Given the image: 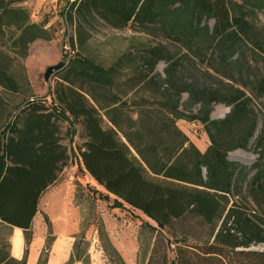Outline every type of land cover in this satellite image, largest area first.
<instances>
[{
  "label": "trees",
  "instance_id": "16d2710c",
  "mask_svg": "<svg viewBox=\"0 0 264 264\" xmlns=\"http://www.w3.org/2000/svg\"><path fill=\"white\" fill-rule=\"evenodd\" d=\"M14 1L0 0V37L8 35L11 48L26 57L32 42L50 40L53 32ZM263 7L264 0L69 2L60 14L73 26L75 57L54 74L48 102L26 99L0 131V223L25 230L28 245L41 194L78 155V168L105 190L104 199L111 195L113 207L137 210L155 224L148 225L156 236L146 264H264V252L249 250L264 246V226L247 201L259 206L264 198V118L255 163L227 159L230 151L249 149L257 124L252 98L264 99V76L256 72L264 62V25L253 21ZM94 21L130 27L153 41L104 67L85 55V25ZM159 62L164 77L154 72ZM121 70L139 76L119 95L116 89L128 84L118 83ZM194 73L215 82L198 85L188 76ZM140 83L148 98H136ZM0 87L17 89L1 67ZM182 93L188 106L199 105L195 115L178 109ZM213 104L230 110L211 119ZM184 118L203 125L204 152L177 127ZM76 134L78 154H68L64 139L71 145ZM49 246L50 240L37 264L47 263ZM26 254L27 248L22 260L11 259L25 263ZM115 254L116 264H125Z\"/></svg>",
  "mask_w": 264,
  "mask_h": 264
},
{
  "label": "rangeland",
  "instance_id": "374dc122",
  "mask_svg": "<svg viewBox=\"0 0 264 264\" xmlns=\"http://www.w3.org/2000/svg\"><path fill=\"white\" fill-rule=\"evenodd\" d=\"M71 1L15 0L13 2V6H20L28 11L32 22L39 23L46 19L47 27L52 28L53 36L50 40L39 39L32 42L26 57H21L19 50L11 48V39L8 35L0 37V67L13 78L17 85L16 90L0 87V131L11 120L18 106L26 99L32 96L45 97L48 102L50 100L47 94L48 88L54 85L55 78L52 75L48 80L45 79L46 68L60 61H63L64 66H67L75 57V51H72L69 45V38L74 37L73 26L65 22L60 14ZM253 18L254 22L264 25V7L256 11V16ZM83 37L86 39L85 55L104 67H109L121 54L136 53L142 43L153 41L151 37L130 27L114 29L102 21H94L85 25ZM164 67L165 64L159 62L155 66L154 72L164 77ZM256 72L258 76H264V62L258 64ZM117 76L119 84L128 83L127 86H120L116 89V92L121 95L130 87L129 80L136 81L139 75L128 70H121ZM188 76L201 86L215 82L207 74L194 73L188 74ZM136 88V98H148L149 93L143 90L142 83ZM252 106L257 115V124L254 136L250 140L249 149H235L227 154L229 161L237 162L245 167H250L257 160L255 149L264 118V99L252 98ZM178 109L186 116H193L197 113L199 105L188 106L187 94L182 93ZM229 110L230 108L223 104H213L210 118L221 119ZM66 125L65 122L63 132ZM176 125L201 152L205 151L209 145V139L199 121L186 118L178 119ZM64 141L70 147L71 153L73 142L77 145L80 143V138L76 134L71 145L68 138H65ZM71 164H74V156H71ZM77 173H80V170ZM253 173L254 171L250 173V176ZM81 180V182L73 181V193L68 204L73 218L70 226L71 233L65 239L67 250L70 255L73 254V257L70 261L69 258L65 260L64 264L68 261L69 264H116L115 252L125 264H146L156 236V232L151 231L148 225L154 226L155 224L137 210L127 206L113 207V196L108 195V198L104 199L106 192L102 187L97 183H86L83 178ZM247 201L248 209L256 215H254L255 220L264 226V198L258 199L259 206L249 197ZM37 208L35 220L38 221L40 230L44 232L45 243L50 240L51 245L49 246L50 251L46 255V264H52L53 252L51 249L55 239H58L55 234L56 226L54 228L53 219L42 208V205ZM45 215L48 216L49 228L45 221ZM54 221H57L56 218ZM11 233L12 228L0 223V262H2L0 264H25L24 262L15 263L11 259ZM163 234L166 237V234ZM249 250L264 252V246L261 244L252 245ZM160 254L161 252L157 255ZM173 258L172 246H169L168 262Z\"/></svg>",
  "mask_w": 264,
  "mask_h": 264
},
{
  "label": "crops",
  "instance_id": "0c3cea01",
  "mask_svg": "<svg viewBox=\"0 0 264 264\" xmlns=\"http://www.w3.org/2000/svg\"><path fill=\"white\" fill-rule=\"evenodd\" d=\"M47 26L46 23V27ZM64 144L67 145L65 141ZM72 150L76 155L78 154L74 142ZM68 154H70V147H68ZM78 160L79 157L77 155L74 157V164H71L70 158V165L67 164L64 167L58 179L41 194L38 201V206L42 205V208L45 209L48 215L53 219L54 228L56 226L55 234L58 236V239H55L51 249L53 252L52 264H64V261L70 258V252L67 250V242L65 238H68L71 233L70 226L72 224L73 215L68 209V204L71 201L73 193V181L77 180L81 182V178H83L86 183H96L83 167H81V170L78 168ZM78 170H80V173H77ZM35 216L32 219L31 227L29 229L30 241L28 245H26L25 242L26 231L18 227H11L10 256L15 260H22L27 248L25 264H37L40 252L46 245L44 232L40 230L39 223L35 220ZM45 217L48 219L47 215H45ZM54 218H56L57 223L54 221ZM49 251L50 247L48 253Z\"/></svg>",
  "mask_w": 264,
  "mask_h": 264
},
{
  "label": "water",
  "instance_id": "95a60500",
  "mask_svg": "<svg viewBox=\"0 0 264 264\" xmlns=\"http://www.w3.org/2000/svg\"><path fill=\"white\" fill-rule=\"evenodd\" d=\"M64 68V62L60 61L55 65L49 66L46 68L44 72V77L46 80H48L52 75H54L56 72Z\"/></svg>",
  "mask_w": 264,
  "mask_h": 264
}]
</instances>
